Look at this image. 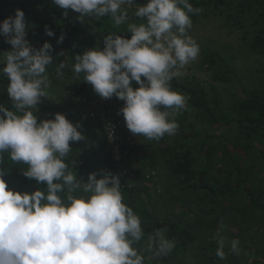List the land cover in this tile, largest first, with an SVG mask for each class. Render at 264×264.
I'll list each match as a JSON object with an SVG mask.
<instances>
[{"label":"trees","instance_id":"16d2710c","mask_svg":"<svg viewBox=\"0 0 264 264\" xmlns=\"http://www.w3.org/2000/svg\"><path fill=\"white\" fill-rule=\"evenodd\" d=\"M190 3L202 8L205 14L223 17L226 25L242 32L241 39L251 51L264 54V0ZM16 9L24 13L29 43L36 49L46 41L53 46V61L47 75L58 92L56 98L47 96L37 104V121L54 119L56 113H62L74 125L81 123L78 131L83 139L70 142L71 152L64 158L68 171L84 182L89 173L97 177L111 175L115 166L113 153L107 147L98 119L90 113L107 110L119 99L100 97L83 79V73L79 77L74 75L72 65L75 55L91 48L102 49L107 34L130 38L127 24L115 25L110 16L85 17L81 21L77 19L79 14L71 10L64 15V10L52 0H0V21L14 16ZM127 12L128 22H143L135 16V8L128 7ZM190 16L192 22L197 21V14ZM46 27L53 36L46 34ZM61 34L64 40L57 43ZM11 48L0 34V60ZM202 52L203 58L197 65L220 85L207 86L196 75H178L171 81L174 90L188 97L186 108L176 116L179 128L174 135H165L149 148L141 149L135 143L122 155L121 161L130 169L139 162L142 168L147 166V171L154 172L147 179L143 176L139 184L130 185L129 179L124 178L127 186L121 192L123 202L140 217L146 236L166 228L165 235L176 243L166 257L149 259L150 254L143 253L145 264H264V85L251 83L242 87L241 95L231 91L235 75L233 54H216L208 44L203 45ZM62 61L67 67L62 69L63 77H58L56 68ZM7 84V77L0 72V104L14 110ZM132 87H138L135 81ZM84 98L92 106L84 105L86 108L81 111L75 103L85 104L81 102ZM121 131L138 139L126 127L124 117ZM0 160L8 189L19 193L46 191L45 183L23 174L27 164L12 162L8 152L0 153ZM159 161L169 172L170 186L162 189H157L155 180ZM218 230L225 243L223 260L216 256ZM233 239L240 242L238 253L230 250ZM142 243L135 245L138 250L142 251Z\"/></svg>","mask_w":264,"mask_h":264},{"label":"clouds","instance_id":"9594fccd","mask_svg":"<svg viewBox=\"0 0 264 264\" xmlns=\"http://www.w3.org/2000/svg\"><path fill=\"white\" fill-rule=\"evenodd\" d=\"M52 2L64 15L68 10L78 13L81 21L110 16L115 25L127 24L130 38L105 35L102 49L75 55L72 71L76 77L83 73L100 97L124 101L120 112L133 135L150 141L174 135L179 128L176 116L188 97L174 90L171 81L200 53L189 30L190 14L202 8L190 0H147L142 6L135 0ZM134 5L135 16L143 22H128L127 9ZM45 32L54 35L47 27ZM0 34L12 46L0 60V72L7 77L14 108L0 104V153L27 164L23 174L46 184V191H12L0 168V264H145L143 253L150 254L149 259L171 254L176 243L165 235L167 229L146 236L140 217L123 202L118 175L89 173L84 182L68 171L64 158L71 152L70 142L83 139L80 125L62 113L39 122L33 114L47 95L52 44L46 41L36 49L29 43L21 9L0 21ZM63 40L61 34L57 43ZM65 67L64 61L57 66L58 77ZM132 81L138 87L133 88ZM142 241L141 251L135 245ZM239 243L231 240L230 250L238 253ZM224 248L218 230L216 256L221 260L226 259Z\"/></svg>","mask_w":264,"mask_h":264},{"label":"rangeland","instance_id":"374dc122","mask_svg":"<svg viewBox=\"0 0 264 264\" xmlns=\"http://www.w3.org/2000/svg\"><path fill=\"white\" fill-rule=\"evenodd\" d=\"M146 3L147 0H135V4L140 6ZM135 7L136 6L134 5L131 8ZM197 15V21L192 22V27L189 30V35H191L199 44L200 53L194 61H191L180 70L179 76L190 77L196 75L200 79L204 80L207 86L209 84H217L213 82L211 78L207 76L206 72L202 71V68H199V66L197 65L198 62L203 58V45L208 44L211 52L227 56L229 54H233L234 56L233 67L235 70V75L232 79V83H230L231 91L237 92L241 95L242 87L249 86V84L251 83H255V85L261 86L264 85V79L262 80V77L264 76V71H262V68L264 70V54H259L257 52L251 51L248 48V43L245 40L241 39L242 32L235 27L226 25L223 17H219L215 14H205L203 10ZM257 69L260 71H258ZM258 75L262 76L260 80L256 79V76ZM46 91V97L50 96L51 98H56L58 89L55 83L49 80V87ZM64 91L66 92L67 88L64 89ZM57 101L59 102V100ZM81 102H84L85 104L79 105L78 103H75V106L78 107L79 110H85L86 107L84 105L89 104L90 106H92L87 98L81 99ZM33 114L36 116V110ZM138 138L140 139H138V141L136 139V144L140 141V147L144 148H149L153 143L156 142L155 140H147L144 137ZM140 167L142 166L140 165ZM157 170L160 175L157 189L169 187V172L166 171L164 165L160 161L159 165L157 166Z\"/></svg>","mask_w":264,"mask_h":264},{"label":"built area","instance_id":"2783aa9c","mask_svg":"<svg viewBox=\"0 0 264 264\" xmlns=\"http://www.w3.org/2000/svg\"><path fill=\"white\" fill-rule=\"evenodd\" d=\"M124 101L119 100V102L115 105H112L107 110H103L97 114L90 113L92 118H97L100 123L107 147L111 148V152L113 153V159L115 162L114 168L111 170V174H115L119 176L120 184H121V192L126 188L127 183L123 182L124 178L132 179L135 177V172L132 171L128 166H126L122 161V155L127 154L128 148L136 143V138L131 137L129 134L124 135L121 131L122 127V113L120 109L122 108ZM153 171L145 172L144 178H149ZM129 185V184H128Z\"/></svg>","mask_w":264,"mask_h":264},{"label":"crops","instance_id":"0c3cea01","mask_svg":"<svg viewBox=\"0 0 264 264\" xmlns=\"http://www.w3.org/2000/svg\"><path fill=\"white\" fill-rule=\"evenodd\" d=\"M138 139H140V138H138ZM138 139H137V141H138ZM137 145L140 146V141H139V143L137 142ZM143 148L144 147H141V149H143ZM140 165L141 164L139 162H135L134 165L131 166V169L135 172V177L132 179H129L130 185L131 184H139L140 182H142L144 180V178H143L144 171L146 172L148 170V168H146L147 166L145 168H142V167H140ZM158 165H159V163H158ZM159 178H160V175L157 174V176L155 178V180L157 181V184L159 182ZM168 183H169V181H168Z\"/></svg>","mask_w":264,"mask_h":264}]
</instances>
